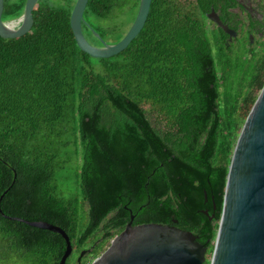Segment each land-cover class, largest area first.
I'll use <instances>...</instances> for the list:
<instances>
[{
	"label": "trees",
	"instance_id": "obj_1",
	"mask_svg": "<svg viewBox=\"0 0 264 264\" xmlns=\"http://www.w3.org/2000/svg\"><path fill=\"white\" fill-rule=\"evenodd\" d=\"M25 2L4 0L2 20ZM75 2L39 0L27 34L0 38V264H59L66 249L12 218L60 227L65 264L83 251L90 264L131 220L190 231L209 264L234 147L264 85V40L228 43L195 0H152L125 50L92 58L70 27ZM138 6L89 0L84 19L116 43L131 24L120 34L98 22L130 12L132 23Z\"/></svg>",
	"mask_w": 264,
	"mask_h": 264
},
{
	"label": "water",
	"instance_id": "obj_2",
	"mask_svg": "<svg viewBox=\"0 0 264 264\" xmlns=\"http://www.w3.org/2000/svg\"><path fill=\"white\" fill-rule=\"evenodd\" d=\"M38 1L26 0L20 18L3 21L4 0H0V38L14 39L27 34L32 28V11ZM88 1L76 0L69 23L78 48L98 59L115 56L130 45L143 29L152 2L139 0L135 19L123 38L116 43H106L84 19ZM209 18L221 25L217 17ZM18 21L20 25L16 28L9 26ZM82 24L99 39L100 46L85 38ZM222 28L225 33L235 36L226 27ZM12 219L59 234L66 243L59 264H65L72 253V246L60 227L44 221ZM207 251V247L200 244L190 231L157 223L133 226L130 221L90 264H205ZM83 255L84 251L78 258V264ZM209 264H264V85L234 147Z\"/></svg>",
	"mask_w": 264,
	"mask_h": 264
},
{
	"label": "flooded vegetation",
	"instance_id": "obj_3",
	"mask_svg": "<svg viewBox=\"0 0 264 264\" xmlns=\"http://www.w3.org/2000/svg\"><path fill=\"white\" fill-rule=\"evenodd\" d=\"M195 1L196 4H199V12L205 16L206 30L209 32H223L226 35L224 39L228 43H235L237 40L243 39L253 45L264 40V0ZM210 16L217 17L221 25L226 27L228 31L234 32L235 36L225 33L222 26L212 21L209 18ZM205 214H208L207 210ZM212 217L210 216V219ZM131 219H133V216Z\"/></svg>",
	"mask_w": 264,
	"mask_h": 264
},
{
	"label": "rangeland",
	"instance_id": "obj_4",
	"mask_svg": "<svg viewBox=\"0 0 264 264\" xmlns=\"http://www.w3.org/2000/svg\"><path fill=\"white\" fill-rule=\"evenodd\" d=\"M132 18H133L132 14L130 12H126L125 14L118 16V18H116L114 21H99L98 24H100V25H102L104 27L112 26L113 24H118L119 28H121V31H119L120 34L121 33L124 34V31H122V30H125V28L129 24H132L131 23ZM118 35H119V33H117L115 35V37L118 36ZM106 43H108V41H106ZM70 187L74 189L75 188V185L74 184L73 185H70Z\"/></svg>",
	"mask_w": 264,
	"mask_h": 264
},
{
	"label": "bare ground",
	"instance_id": "obj_5",
	"mask_svg": "<svg viewBox=\"0 0 264 264\" xmlns=\"http://www.w3.org/2000/svg\"><path fill=\"white\" fill-rule=\"evenodd\" d=\"M20 25V22L18 21V22H16V23H13V24H9V26L11 27V28H16L17 26H19Z\"/></svg>",
	"mask_w": 264,
	"mask_h": 264
}]
</instances>
